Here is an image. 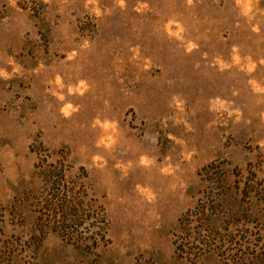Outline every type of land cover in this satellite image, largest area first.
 Listing matches in <instances>:
<instances>
[{
  "label": "rangeland",
  "instance_id": "374dc122",
  "mask_svg": "<svg viewBox=\"0 0 264 264\" xmlns=\"http://www.w3.org/2000/svg\"><path fill=\"white\" fill-rule=\"evenodd\" d=\"M0 264H264V0H0Z\"/></svg>",
  "mask_w": 264,
  "mask_h": 264
},
{
  "label": "trees",
  "instance_id": "16d2710c",
  "mask_svg": "<svg viewBox=\"0 0 264 264\" xmlns=\"http://www.w3.org/2000/svg\"><path fill=\"white\" fill-rule=\"evenodd\" d=\"M49 172H50L49 177H50L51 185H57L58 188H61L60 182L62 181V178L59 176V174H55L56 172H54V171H49ZM58 208L59 209L61 208V211H59V213L61 212V214H63L64 216H67L70 218L74 217L73 216L74 214L72 213V210L69 207L67 202H64V204H62L61 206H58ZM201 214H202V212H199V215H201ZM181 221H182V219H181ZM233 225L238 226L235 223H233Z\"/></svg>",
  "mask_w": 264,
  "mask_h": 264
}]
</instances>
